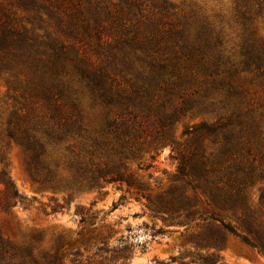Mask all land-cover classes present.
I'll list each match as a JSON object with an SVG mask.
<instances>
[{"label":"trees","instance_id":"1","mask_svg":"<svg viewBox=\"0 0 264 264\" xmlns=\"http://www.w3.org/2000/svg\"><path fill=\"white\" fill-rule=\"evenodd\" d=\"M232 3L234 38L221 12L184 1L1 3L0 162L16 145L33 182L80 192L130 185L128 163L148 167L144 154L168 145L180 193L165 210L192 206L186 189L200 191L203 213L264 255V113L243 104L233 81L248 72L264 84V0ZM195 116L176 136L175 124ZM26 200L1 167L0 213ZM44 241L38 229L19 240L0 229V264H61L65 242Z\"/></svg>","mask_w":264,"mask_h":264},{"label":"rangeland","instance_id":"2","mask_svg":"<svg viewBox=\"0 0 264 264\" xmlns=\"http://www.w3.org/2000/svg\"><path fill=\"white\" fill-rule=\"evenodd\" d=\"M172 1L199 6L207 14L221 12L227 36L234 38L239 32L232 0ZM5 2L0 0V4ZM256 25L264 34L259 18ZM233 81L243 104L254 113H264V84L248 72L234 75ZM4 91L0 79V99ZM198 120L199 116L186 117L176 123L175 135H180L186 123ZM151 154L152 159L146 153L140 162L148 167L140 169L135 160L128 163L135 179L130 185L100 182L95 189L67 192L33 182L20 148L11 145L3 149L5 165L0 162V168H6L15 189L28 200L12 207L6 215L0 213V229L18 240L33 228L38 229L46 248L61 239L65 242L61 264H264L262 253L222 230L203 213L209 199L200 191L186 189L191 201L196 198L192 206L182 199L173 203L175 209L166 211L167 201L180 193V183L172 180L178 159L168 145ZM250 195L256 201L257 186ZM228 220L233 223L232 216ZM203 256L212 257L213 262L203 263Z\"/></svg>","mask_w":264,"mask_h":264}]
</instances>
